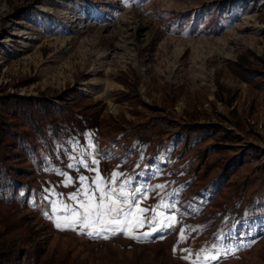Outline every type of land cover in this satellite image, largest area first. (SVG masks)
Listing matches in <instances>:
<instances>
[{"label":"rangeland","instance_id":"obj_1","mask_svg":"<svg viewBox=\"0 0 264 264\" xmlns=\"http://www.w3.org/2000/svg\"><path fill=\"white\" fill-rule=\"evenodd\" d=\"M81 154L175 226L56 228ZM194 261L264 264V0H0V264Z\"/></svg>","mask_w":264,"mask_h":264},{"label":"snow or ice","instance_id":"obj_2","mask_svg":"<svg viewBox=\"0 0 264 264\" xmlns=\"http://www.w3.org/2000/svg\"><path fill=\"white\" fill-rule=\"evenodd\" d=\"M90 148L95 147L89 145ZM76 161L75 164L67 165L70 169L82 168L88 172L95 173L89 177L83 174L78 175L75 180L67 175L60 173L67 180L65 187L78 184L77 191L67 195L66 201L61 207L51 199L54 189H45L48 193L44 197L51 205V212L55 216V227L58 229H74L89 236H102L108 238V235L124 234L132 238H139L134 235L136 230L147 226L153 232L160 231L164 228H171L175 223H167V220L175 221L174 216H168L167 220L161 223L156 215L155 209L167 208L171 212H175L174 204L155 205L153 208L141 207L144 200L149 199L147 189L144 186L132 187L134 177H128L120 171H113L107 177L99 174L98 155L89 154L81 158L71 157ZM63 183V181H62ZM165 185H156V189L164 188ZM61 197L64 194H59ZM46 216L49 214L46 212ZM51 218V217H49ZM148 235L150 233H143ZM181 239H184V232H180ZM215 249V245H213ZM208 251L201 249L195 253L197 258L201 253ZM191 255V253L189 254ZM221 254L216 250V254L209 255L206 261H218ZM185 256V259H188ZM193 264H196L194 261Z\"/></svg>","mask_w":264,"mask_h":264},{"label":"bare ground","instance_id":"obj_3","mask_svg":"<svg viewBox=\"0 0 264 264\" xmlns=\"http://www.w3.org/2000/svg\"><path fill=\"white\" fill-rule=\"evenodd\" d=\"M96 82H98L97 81V76H92V78H90V83H92V84H94V83H96ZM90 89V87L88 86L87 88H86V90H89ZM92 91V90H91Z\"/></svg>","mask_w":264,"mask_h":264}]
</instances>
